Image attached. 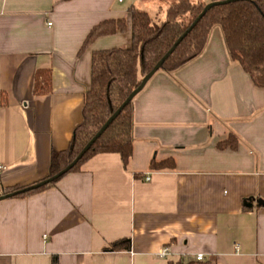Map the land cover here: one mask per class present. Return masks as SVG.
I'll use <instances>...</instances> for the list:
<instances>
[{
	"label": "crops",
	"instance_id": "crops-1",
	"mask_svg": "<svg viewBox=\"0 0 264 264\" xmlns=\"http://www.w3.org/2000/svg\"><path fill=\"white\" fill-rule=\"evenodd\" d=\"M169 1L0 0V189L47 175L51 152L81 121L92 51L130 45L127 28L78 54L88 31L129 21L130 7L149 14L151 2L161 21ZM40 70L51 90L37 95ZM132 117L126 167L117 153L96 154L46 189L0 200V264H174L197 254L264 264V88L229 60L219 27L199 56L151 76ZM228 134L235 148H218ZM166 158L173 169L149 168Z\"/></svg>",
	"mask_w": 264,
	"mask_h": 264
},
{
	"label": "trees",
	"instance_id": "trees-1",
	"mask_svg": "<svg viewBox=\"0 0 264 264\" xmlns=\"http://www.w3.org/2000/svg\"><path fill=\"white\" fill-rule=\"evenodd\" d=\"M211 1L216 0H170L164 10L163 19L157 25L152 23L146 11L130 7L129 21L125 18L106 19L88 31L78 54L87 49L98 37L125 32L127 28L130 30V45L92 51L90 83L83 94L81 121L74 127L68 146L51 152L48 173L44 178L57 173L78 154L127 95L137 87L142 76L190 26L203 6ZM215 26L221 31L229 60L239 63L256 87L264 88V0H236L211 7L182 37L159 70L172 72L199 56L208 41L210 31ZM50 90V71H37L33 93L41 95ZM4 103L3 97L2 104ZM132 127L131 100L67 173L78 170L84 162L100 153L119 154L122 165L126 167L132 153ZM236 143L235 136L228 134L226 139L218 142L217 147L233 149ZM149 168L173 169L174 160L151 159ZM60 178L13 197H25L39 192L54 185ZM22 187L23 185L17 184L2 187L0 193L12 192ZM127 242L128 240L125 241L126 244ZM118 245V242L113 243L110 248L115 249ZM174 264L212 262L178 260Z\"/></svg>",
	"mask_w": 264,
	"mask_h": 264
},
{
	"label": "water",
	"instance_id": "water-1",
	"mask_svg": "<svg viewBox=\"0 0 264 264\" xmlns=\"http://www.w3.org/2000/svg\"><path fill=\"white\" fill-rule=\"evenodd\" d=\"M231 1H236V0H216V1H211L206 3L200 13L196 16V18L193 20V22L190 24V26L183 32L181 36L177 38V40L173 43V45L163 54V56L153 65V67L142 76L140 79L139 84L137 85L136 88H134L128 95L127 97L123 100V102L117 107V109L108 117V119L104 122V124L99 128V130L88 140V142L82 147V149L78 152V154L61 170H59L57 173L47 176L46 178H43L41 180H38L34 183L28 184L23 186L22 188L12 191V192H7V193H0V200L10 198L15 196L18 193H24L28 192L30 190L37 189L38 187L45 185L47 183H50L52 181L57 180L60 178L62 175L67 173L76 163L77 161L82 157V155L89 149L91 144L97 139V137L102 133V131L108 126V124L118 115V113L123 109V107L130 102L135 95L145 86L146 82L151 78V76L159 70L161 67L163 61L169 56V54L174 50L175 46L179 43V41L182 39V37L190 31V29L197 23V21L204 15V13L213 7L214 5L218 4H226ZM257 203L259 205L264 206V199L258 198Z\"/></svg>",
	"mask_w": 264,
	"mask_h": 264
},
{
	"label": "rangeland",
	"instance_id": "rangeland-1",
	"mask_svg": "<svg viewBox=\"0 0 264 264\" xmlns=\"http://www.w3.org/2000/svg\"><path fill=\"white\" fill-rule=\"evenodd\" d=\"M158 5L155 4V2H151L149 5V15L151 16L152 23L154 25H157L160 22L161 19V11L158 10Z\"/></svg>",
	"mask_w": 264,
	"mask_h": 264
},
{
	"label": "built area",
	"instance_id": "built-area-1",
	"mask_svg": "<svg viewBox=\"0 0 264 264\" xmlns=\"http://www.w3.org/2000/svg\"><path fill=\"white\" fill-rule=\"evenodd\" d=\"M3 167L0 165V169H2ZM144 179L145 180H149L150 179V176L148 174H145L144 175ZM168 254V250L167 248H163L160 252V255L161 256H166ZM196 260H202L203 259V256L202 254H197L196 257H195Z\"/></svg>",
	"mask_w": 264,
	"mask_h": 264
}]
</instances>
